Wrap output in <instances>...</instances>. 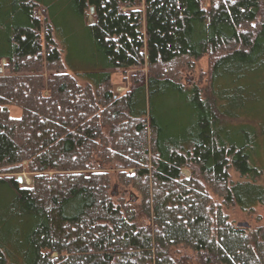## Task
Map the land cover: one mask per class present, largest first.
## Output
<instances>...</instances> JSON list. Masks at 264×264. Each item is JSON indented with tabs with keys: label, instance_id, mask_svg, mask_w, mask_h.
<instances>
[{
	"label": "trees",
	"instance_id": "16d2710c",
	"mask_svg": "<svg viewBox=\"0 0 264 264\" xmlns=\"http://www.w3.org/2000/svg\"><path fill=\"white\" fill-rule=\"evenodd\" d=\"M139 1L0 0V264H264V0Z\"/></svg>",
	"mask_w": 264,
	"mask_h": 264
},
{
	"label": "rangeland",
	"instance_id": "374dc122",
	"mask_svg": "<svg viewBox=\"0 0 264 264\" xmlns=\"http://www.w3.org/2000/svg\"><path fill=\"white\" fill-rule=\"evenodd\" d=\"M136 9L143 10L144 9V0H140L138 4L136 5ZM144 12V10H143ZM77 70H80V72L88 71V68L85 65H79L76 67ZM208 57L205 55V57L195 61L193 63V66L190 68H182L181 70V77H182V83L186 87H191L194 85H198L199 87H204L205 83L208 79ZM136 72V69L134 68H125V69H118L115 68L111 71V80L113 83V89L114 92L117 94H123L126 92V89L130 88L131 85V76ZM83 80V79H82ZM12 113L14 116L20 115V110L17 108H12ZM262 129L264 131V124H262ZM259 128V127H258ZM261 160L256 161L258 166H261L262 174L260 178L257 180V183L262 185L264 187V135L261 138ZM106 168L110 172H112L111 176V183L114 185L116 193L118 195H123L125 198H129L130 195H133L136 193L131 188L125 189L122 187L118 181H117V175L116 170L112 169L110 165H106ZM183 175L186 177L190 175V172L188 170L182 171ZM17 178L20 176L22 177V181L20 182L21 186L26 187L28 186L32 178L28 173L22 172L19 174H14ZM230 177L233 181H241L244 180L243 178H240L239 174L232 168L230 170ZM215 202L221 203L217 197L214 198ZM222 211L226 213L229 216V221L233 224H243L247 223L249 224V228H257L258 226H264V203H257L252 208L241 210L238 206H232V207H222Z\"/></svg>",
	"mask_w": 264,
	"mask_h": 264
},
{
	"label": "water",
	"instance_id": "95a60500",
	"mask_svg": "<svg viewBox=\"0 0 264 264\" xmlns=\"http://www.w3.org/2000/svg\"><path fill=\"white\" fill-rule=\"evenodd\" d=\"M90 12L93 13V8H90ZM18 181L21 182L22 181V177L19 176L18 177ZM237 226H238V228H245L246 229V227H249V224H247V223L246 224L245 223H243V224L238 223Z\"/></svg>",
	"mask_w": 264,
	"mask_h": 264
}]
</instances>
